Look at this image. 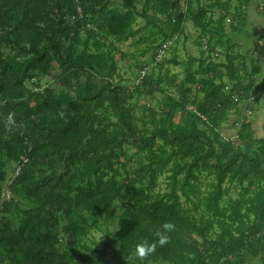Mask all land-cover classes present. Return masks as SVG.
Wrapping results in <instances>:
<instances>
[{
    "label": "trees",
    "instance_id": "obj_1",
    "mask_svg": "<svg viewBox=\"0 0 264 264\" xmlns=\"http://www.w3.org/2000/svg\"><path fill=\"white\" fill-rule=\"evenodd\" d=\"M181 1L144 0L140 12L138 0H0V264H264V136L247 118L235 139L220 131L258 88L260 65L249 69L224 40L223 18L208 28L206 7L194 12L188 0L185 12ZM150 9L168 15L167 41L191 15L208 49L227 51L219 61L189 58L184 80L141 76L138 93L165 91L161 83L179 93L167 96L161 114L149 108L146 127L135 92L114 81L119 66L101 36L129 39L137 15L150 22ZM43 75L61 90L33 82ZM225 77L234 81L229 91ZM127 143L143 154L132 170L122 161ZM22 157L9 183L8 166ZM162 176L165 190L156 189ZM100 214L118 228L93 248L85 239ZM166 222L169 241L134 257V243L156 240Z\"/></svg>",
    "mask_w": 264,
    "mask_h": 264
},
{
    "label": "rangeland",
    "instance_id": "obj_2",
    "mask_svg": "<svg viewBox=\"0 0 264 264\" xmlns=\"http://www.w3.org/2000/svg\"><path fill=\"white\" fill-rule=\"evenodd\" d=\"M110 2L114 6H120L122 4V0H110ZM143 2L144 0H138L137 3V8L140 12L142 11ZM252 2L253 0H220V3H217V0H194L193 4L194 12H197L201 6L206 7L207 10L205 15H203V21L208 24V28H215L220 19L223 18L224 30L222 33L224 40L229 37L236 44L234 51L245 58L249 69H252V66L257 64L256 59L247 54L240 53L237 49L238 43L234 41V38L241 33L242 29H246L245 27L247 24L245 27L242 26L246 22L247 12H249L250 15H254V12L256 13L251 21L252 26L255 28L253 30L257 31V33H263L262 29L264 25L262 18L264 17V4L258 5L255 3L253 6L251 5ZM256 9H259V12H257ZM148 13L150 22L147 21L145 17L137 15L134 24V28L137 32L129 39L120 41L113 37L107 38L104 36H101V39L105 43V49L111 52L119 66L118 73L114 76V81L135 92L131 98V102L134 105L137 117H139V122L142 125L147 124L146 127H151L152 121L149 108L158 110L160 114L161 111L164 112L162 106L167 96L170 94L178 96V86L161 83L165 91H155L152 94H141L136 92V88L143 87V79L141 76H144L149 71L150 74H153L156 78L161 73L169 72L176 76L178 80H184L187 75L189 58L201 56L202 58L208 57L216 61L224 60L227 44L218 45L216 50L210 51L206 44L207 38L204 40L201 38L203 34L205 36L203 28L196 23L194 18L190 15L184 22V30L177 38L178 40H173L172 47L168 49V52L160 60H157L156 53L158 48L169 39V17L167 14L156 12L155 9H150ZM89 26L90 24H84L82 26L84 29L83 34ZM258 44L261 43L258 42ZM144 65H147L148 67H146L148 69L145 73H142L141 69ZM195 66H197V64ZM36 80H39V83L48 84L57 90H61L62 88L58 79L51 78L50 80V78L43 75L36 77L33 82H36ZM248 80L249 78L246 76L245 81L247 82ZM223 82L227 91H229L234 84V81L228 77H225ZM96 83L99 85L100 81L96 80ZM255 84L258 88L251 93L250 97L245 100V102L241 101L240 104L231 111L228 119L222 123L220 131L224 138L235 139L238 130L246 118L251 122L255 136H264V80L260 82L256 80ZM194 93L195 92H193V96H195ZM192 105L194 104L190 106ZM249 109L253 110L250 117H248L246 113ZM176 115L177 119L181 118L180 111H177ZM142 157L143 154L134 144L127 143L125 145L122 161L128 162L127 169L132 170ZM15 166L14 164L8 166L10 174L15 169ZM126 174V170H123L122 177H125ZM166 184L167 179L165 176H162L160 178L159 187L156 189L165 190V188H167ZM238 192L239 188L235 186L232 188L231 195L236 197L238 196ZM115 208L119 216L123 212L121 203L117 202ZM117 228V219L107 218L103 214H100L98 224L96 226H91L90 234L86 237L85 242L90 244L93 248H98V245L105 239L113 237ZM114 245L116 244H113V246ZM112 248L113 247L110 249ZM113 256L114 252L111 250L108 258L115 262L116 260ZM252 264H259V259H254Z\"/></svg>",
    "mask_w": 264,
    "mask_h": 264
},
{
    "label": "crops",
    "instance_id": "obj_3",
    "mask_svg": "<svg viewBox=\"0 0 264 264\" xmlns=\"http://www.w3.org/2000/svg\"><path fill=\"white\" fill-rule=\"evenodd\" d=\"M255 3L258 5L264 4V0H253L251 5L254 6ZM256 10L259 12V9ZM254 15H256L255 12ZM254 15H250L249 12H247L246 22L242 26L245 27L247 24L245 27L246 29H242L241 33L236 35L234 41L238 43L237 49L240 53L247 54L248 56L255 58L256 63L260 65V73L257 75V80L260 82L264 80V27L263 29L261 28L263 33H257V31L253 30L255 28L252 26L251 21L253 20ZM262 19L264 25V17ZM258 42L261 44H258Z\"/></svg>",
    "mask_w": 264,
    "mask_h": 264
},
{
    "label": "clouds",
    "instance_id": "obj_4",
    "mask_svg": "<svg viewBox=\"0 0 264 264\" xmlns=\"http://www.w3.org/2000/svg\"><path fill=\"white\" fill-rule=\"evenodd\" d=\"M173 228V225L171 223H164L163 229L164 231H159L157 233V239L156 240H141L134 243V246L131 248V254L134 257L139 258L140 260H143L144 258L148 257L151 253H153L158 245H165L169 241V235L167 230H170Z\"/></svg>",
    "mask_w": 264,
    "mask_h": 264
},
{
    "label": "built area",
    "instance_id": "obj_5",
    "mask_svg": "<svg viewBox=\"0 0 264 264\" xmlns=\"http://www.w3.org/2000/svg\"><path fill=\"white\" fill-rule=\"evenodd\" d=\"M188 0H182L181 1V4L183 5L184 7V11L186 12L187 11V8H188ZM172 42L171 40L165 42L162 47H160L158 50H157V60H160L167 52H168V49L171 47L172 45ZM148 67V66H147ZM147 67H145L143 70H142V73H145L147 71ZM251 101V100H250ZM249 101V103H250ZM191 109H193L194 111H198L196 106L192 105L190 106ZM247 116L250 117L253 113V110L252 109H249L247 112ZM23 161V162H22ZM22 161L17 163V165L15 166V169L13 170V172L10 174L9 178H8V182H12V180L20 173L21 171V168L23 166V164L27 161V158L26 157H22ZM7 182V183H8ZM8 195V194H6Z\"/></svg>",
    "mask_w": 264,
    "mask_h": 264
},
{
    "label": "bare ground",
    "instance_id": "obj_6",
    "mask_svg": "<svg viewBox=\"0 0 264 264\" xmlns=\"http://www.w3.org/2000/svg\"><path fill=\"white\" fill-rule=\"evenodd\" d=\"M129 36V35H128ZM225 73V72H224ZM164 98V97H163ZM163 100V99H162ZM257 102V101H256ZM10 111V110H9Z\"/></svg>",
    "mask_w": 264,
    "mask_h": 264
}]
</instances>
